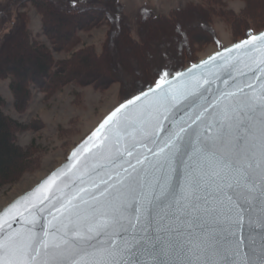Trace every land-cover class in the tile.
Here are the masks:
<instances>
[{
  "label": "snow or ice",
  "instance_id": "snow-or-ice-1",
  "mask_svg": "<svg viewBox=\"0 0 264 264\" xmlns=\"http://www.w3.org/2000/svg\"><path fill=\"white\" fill-rule=\"evenodd\" d=\"M236 50L260 54L255 84L212 95L215 73L161 68L112 111L76 180L53 174L0 215V264H264V33L224 49L218 68L247 75Z\"/></svg>",
  "mask_w": 264,
  "mask_h": 264
},
{
  "label": "rangeland",
  "instance_id": "rangeland-1",
  "mask_svg": "<svg viewBox=\"0 0 264 264\" xmlns=\"http://www.w3.org/2000/svg\"><path fill=\"white\" fill-rule=\"evenodd\" d=\"M20 1L0 0V13L4 11L2 16L6 18L5 22L0 23V42L2 34L7 31L5 29L3 32L5 27L3 24L9 23L11 19L14 21L13 14L17 11L26 13L28 18L27 26L34 38L52 49L51 43L41 31L40 15L30 6L29 2L26 3L25 7L18 6ZM196 1L118 0V5L121 6L126 18L133 23L138 13L155 12L165 14L172 8ZM222 1H224L222 7L216 6L211 9L205 7V12L211 20L209 23L214 29V34L195 28L196 30L190 31L186 35L187 38L188 35L204 34L203 37L198 36L197 41L189 43L187 52L180 60L181 64H185L187 59L197 60L216 50L218 47L227 45L236 41V39L238 40V38L244 35V30L247 27L257 31L264 27V11L257 12L254 7L246 8L244 0ZM223 12L226 15L231 13V16L236 17L234 22L232 23L230 22L231 20H227L225 15L223 16ZM85 16L87 17L83 22L85 23L84 28L76 30L78 41L68 51L53 50L52 54L55 60L68 58L73 51L82 48H92L96 53H99L105 45L110 51L109 54L114 50L113 48L115 47L108 43L111 28L109 22H107L106 15H97L96 12L91 10ZM96 17L98 20H95ZM186 26L188 27V25ZM181 33L173 25L151 24L145 33L146 45L149 44L148 46L152 50L158 49L164 38H171L176 42L177 39L183 36ZM123 41L124 38L120 40L122 51L117 56L115 55V61H111L112 58L103 55L102 59L94 64V67H102L103 69L102 65L106 61L111 65L114 63L113 67L117 63L122 65L130 61L132 62L131 64L134 63L133 66L140 65L141 71L145 72L143 77L140 71L139 75L134 76L132 82H126L115 74L113 78L116 81H112V78L108 77L106 81L103 79L104 82L101 79L100 85L69 82L55 88L54 86L44 87L48 84L30 86L31 97L29 102L23 110L17 111L13 106L8 79L0 78V95L4 98L2 110L5 114L25 126L16 132L15 140L21 148L28 151L27 160H29L28 167L15 181L0 187V209L15 196L30 189L51 170L60 165L66 159L70 149L82 140L110 109L125 99L136 88L137 83L154 74L153 69L155 66H158L157 59L160 54L157 51L156 56L154 53L149 54L150 49H145V46L132 52L129 45ZM14 53L15 56H18L20 51L16 48L14 49ZM137 57L139 61L135 64ZM127 67L126 65L124 68ZM130 86L131 88L129 89Z\"/></svg>",
  "mask_w": 264,
  "mask_h": 264
},
{
  "label": "trees",
  "instance_id": "trees-1",
  "mask_svg": "<svg viewBox=\"0 0 264 264\" xmlns=\"http://www.w3.org/2000/svg\"><path fill=\"white\" fill-rule=\"evenodd\" d=\"M27 2L40 15L41 31L51 43L52 49L34 38L27 26L26 13L16 11L13 14L14 21L11 19L9 23L3 24L5 25L3 32L5 29L7 31L2 34L0 42V78L8 79L13 106L17 111L23 110L29 102L31 97L30 86L48 84L44 87L54 86L55 88L69 82L100 85L101 79L104 82L103 79L106 81L108 77L112 78V81H116L113 78L115 74L126 82H132L134 76L139 75L142 68H140V65L133 66L134 63L131 64L130 61L122 64L123 66L117 63L115 67H113L114 63L111 65L106 61L102 65L104 70L102 67H94V64L101 60L103 55L109 56L112 58L111 61H115V55L117 56L122 51L120 40L123 38V42L129 45L132 52L145 46V49H150L149 54L154 53L156 56V51L160 54L157 59L158 66L153 69L154 74L137 83L136 88L126 97L132 95L149 84H153L159 69L166 68L167 71L173 73L196 61L187 59L186 62L184 61L185 64L180 63L183 55L188 50L189 43L197 41L198 36L203 37L204 34L188 35L187 38L186 35L190 31L196 30L195 28L214 34L205 7L211 9L216 6L222 7L224 4L222 0H197L194 3L189 2L172 8L165 14L155 12L138 13L133 23H131L123 14L121 6L118 5V0H21L18 6L25 7ZM244 2L246 8L254 7L257 12L264 11V0H253V2L252 0H244ZM91 10L96 12L97 15H106L111 28L108 43L115 47L113 48L115 51L112 49L113 51L109 54L110 51L105 45L99 53H96L92 48H82L73 51L68 58L55 60L52 51H68L78 41L76 30L84 28L85 23L83 22L87 17L85 15H88ZM2 13H0V23L6 21ZM223 13L227 20L234 22L236 17L231 16V13H228V15L225 12ZM95 20H98V18L96 17ZM154 23L173 25L180 30V33L182 32L181 35L183 36L178 37L179 39L176 42L171 38H164L158 49L152 50L148 46L149 44L146 45L145 33L148 27ZM255 31L257 30L247 27L244 30V35L238 39ZM16 48L20 51L18 56H15L14 53ZM137 59H135V64L139 61ZM126 65L128 67L124 68ZM141 72L144 77L145 72ZM3 103L4 98L0 95V187L15 181L28 167L29 162L27 160L28 151L21 148L15 140L16 132L25 126L3 112Z\"/></svg>",
  "mask_w": 264,
  "mask_h": 264
},
{
  "label": "water",
  "instance_id": "water-1",
  "mask_svg": "<svg viewBox=\"0 0 264 264\" xmlns=\"http://www.w3.org/2000/svg\"><path fill=\"white\" fill-rule=\"evenodd\" d=\"M261 33H264V28L255 31L241 39H238L236 41H233L227 45L222 46L221 48H218L208 54H206L205 56L197 59L196 61L174 71L172 73L173 76H175L177 73L180 74H184V75H188L190 70L191 71H195L197 73H201L203 72L205 75H209L210 73H215L216 75H218L220 77V79L215 80L212 83V95H215L217 93V90L223 91L225 89H227L229 87V85H231L233 83L232 78L235 77L236 82L239 84H243V83H247V82H251L253 84L256 83L255 78H251L249 79V77L251 76L250 73H248V69L246 67V64L249 62V55L252 56H256L259 57L260 54L259 53H247L244 50H236L233 53H231V57L232 59V63L235 64L242 72L247 73V75H240L239 72L235 71V70H231V71H227V70H223V69H219L218 68V64L223 63V57L224 56H229V53L224 52V49H229V48H233L235 44L237 43H241L243 40L247 39L249 36L251 35H260ZM223 53V56H216V61L215 62H210L209 64L205 65L203 64V61L208 60L209 57L215 56L216 53ZM198 66V67H193V66ZM227 79L229 80V85H225L223 83V81ZM154 86V83H153ZM148 86H146L145 88H143V90H147ZM247 90V89H246ZM140 91H137L135 93H133L132 95L126 97L125 99L121 100L119 103H117L112 109H110L100 120L99 122L94 126V128L82 139L80 140L77 144H75L69 151V153L66 156V159L57 167H55L53 170H51L46 176H44L42 179H40L35 185H33L30 189H28L27 191L15 196L9 203H7L6 205H4L1 209H0V215L3 214V212L8 209L9 207H11L14 203L18 202V201H23L24 198L26 196H31L32 193L36 192V190L42 185L44 184L53 174H60L58 176L57 179V184H60L61 180H65L67 179L69 176L72 177V180H76L75 176H72L71 172H68L67 170L69 169V167L71 165H73L74 163H76V161H79L83 158L84 155H86V153L83 152V149L86 147H91V137H92V133L95 132L97 129H99V126L101 123H103L104 119L107 118L108 115L111 114L112 111H114L117 107H119L121 104H125L127 103V101L129 99H133L136 95L140 94ZM183 115V110L178 112L177 116H182ZM149 147H151V145H149ZM144 152H147V148L142 149ZM74 152H79L80 155L76 157V159L74 160L72 157V154ZM134 162V161H133ZM77 167H79V165H77ZM73 172L76 171V169L72 170ZM78 184V181H77ZM62 187V185H61ZM53 191L57 192V195L59 196L60 193L57 190L56 185H53ZM245 237H247V229H245Z\"/></svg>",
  "mask_w": 264,
  "mask_h": 264
}]
</instances>
